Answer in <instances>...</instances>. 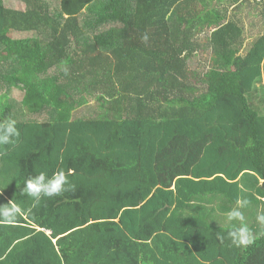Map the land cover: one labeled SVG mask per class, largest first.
<instances>
[{
  "label": "trees",
  "instance_id": "trees-1",
  "mask_svg": "<svg viewBox=\"0 0 264 264\" xmlns=\"http://www.w3.org/2000/svg\"><path fill=\"white\" fill-rule=\"evenodd\" d=\"M17 1L0 0V122L20 132L0 206L22 214L0 222V264H264V0ZM60 170L73 190L33 206L25 181ZM238 198L246 247L228 235Z\"/></svg>",
  "mask_w": 264,
  "mask_h": 264
},
{
  "label": "clouds",
  "instance_id": "clouds-1",
  "mask_svg": "<svg viewBox=\"0 0 264 264\" xmlns=\"http://www.w3.org/2000/svg\"><path fill=\"white\" fill-rule=\"evenodd\" d=\"M147 39V37H145ZM20 135L19 130L16 128V121L8 118L3 122H0V146L13 144L14 138H18ZM72 170L69 169V174ZM68 179L63 170L55 172L51 178H48L45 173H40L35 177H30L25 181V187L22 189L23 193H26L34 201V205L39 204L43 197H52L54 195H60L63 191L73 190L71 188H65L68 185ZM250 204L248 199H237V207L233 208L227 214V220L229 222L237 221L238 226L233 224L228 235L231 238L232 244L236 247H246L250 245L252 241L251 233L245 223V217L240 209L247 207ZM22 214V209L15 202L10 201L7 205L0 206V222L4 224L13 223L16 218ZM259 224L264 225V214L257 215L256 217Z\"/></svg>",
  "mask_w": 264,
  "mask_h": 264
},
{
  "label": "rangeland",
  "instance_id": "rangeland-1",
  "mask_svg": "<svg viewBox=\"0 0 264 264\" xmlns=\"http://www.w3.org/2000/svg\"><path fill=\"white\" fill-rule=\"evenodd\" d=\"M215 1L216 0H214V1H212V0H196L193 2V5H195L198 2H201V4L203 6L201 4H200V6H202L204 8H210L212 5H214ZM4 2L9 7L23 8V4H20V2H18L17 0H4ZM223 6H224V4H221L219 6V8L222 9ZM230 10H232V8H230ZM237 14L242 20L244 35L246 36V39L248 41H251L252 38H254L256 35H258V33H259L258 31H260V29H261L260 22H258V20L261 21L260 16H257V21H256L254 19V16H256V15L253 12H250L246 7L241 8L239 10V12L237 11ZM9 35L13 38H23V37L30 36L29 33L15 32V31H10ZM195 38L197 39V41H199L198 43H200V47L196 51L197 53H195V55L187 61L188 66L191 69H194L195 67L200 66L201 67L200 71H202V72H205L209 68H215L216 64L214 62V57L212 56V54H210L209 47H207V39H209L208 35H206V34L199 35ZM246 49H248V47ZM13 97L16 100L21 99L20 93L16 90L14 91ZM7 98H8V96L5 94L0 96V111H2L3 109L6 108ZM95 102L96 101L94 99H91L90 103L88 105H86L85 107L91 109L90 107H92L95 104Z\"/></svg>",
  "mask_w": 264,
  "mask_h": 264
},
{
  "label": "crops",
  "instance_id": "crops-1",
  "mask_svg": "<svg viewBox=\"0 0 264 264\" xmlns=\"http://www.w3.org/2000/svg\"><path fill=\"white\" fill-rule=\"evenodd\" d=\"M212 1H214V0H212Z\"/></svg>",
  "mask_w": 264,
  "mask_h": 264
}]
</instances>
